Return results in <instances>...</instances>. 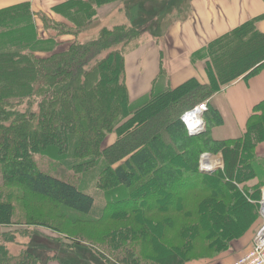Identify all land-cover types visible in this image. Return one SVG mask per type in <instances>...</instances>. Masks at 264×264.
I'll return each instance as SVG.
<instances>
[{
    "label": "trees",
    "instance_id": "1",
    "mask_svg": "<svg viewBox=\"0 0 264 264\" xmlns=\"http://www.w3.org/2000/svg\"><path fill=\"white\" fill-rule=\"evenodd\" d=\"M115 1L54 6L65 23L42 15L44 31H55L46 38L28 3L0 9V228L72 232L82 247L90 228L105 231L112 220L108 242L96 234L90 240L107 254L105 264H186L226 254L262 222L264 156L256 151L264 143V99L242 136L222 141L211 136L222 118L209 99L264 69V35L257 20L241 25L207 46V83L171 88L160 69L149 94L131 102L125 57L143 35H155V22L143 25L146 12L135 9L129 23L55 51L56 37L78 34ZM22 103L25 109L15 108ZM202 103L205 130L191 136L182 116ZM205 153L221 155L223 168L201 173ZM36 155L54 165L43 169ZM7 240L0 235V264H44L29 249L11 255Z\"/></svg>",
    "mask_w": 264,
    "mask_h": 264
},
{
    "label": "crops",
    "instance_id": "2",
    "mask_svg": "<svg viewBox=\"0 0 264 264\" xmlns=\"http://www.w3.org/2000/svg\"><path fill=\"white\" fill-rule=\"evenodd\" d=\"M66 0H0V9L28 3L35 16L36 29L41 35L43 23L38 15L65 23L52 12V8ZM137 6L139 0H129ZM150 12L144 22L157 25L155 35L145 34L139 47L125 57L126 86L132 97L149 93L152 82L165 73L164 83L175 88L189 79L208 82L205 71L208 60L207 46L251 21L257 33L264 35V0H148ZM148 7V6H147ZM138 9V13L147 12ZM125 22V21H124ZM128 23V22H125ZM124 24V23H123ZM161 29V31H159ZM45 33V31H44ZM47 36V34H46ZM57 50H67L76 41L72 34L55 38ZM264 65V60L262 61ZM134 99V100H136ZM264 99V69L249 79L240 78L223 87L210 99L222 125L211 131L214 140H231L242 136L247 118L253 108ZM253 235L241 242L240 248L210 260L192 261L186 264H233L251 248Z\"/></svg>",
    "mask_w": 264,
    "mask_h": 264
},
{
    "label": "rangeland",
    "instance_id": "3",
    "mask_svg": "<svg viewBox=\"0 0 264 264\" xmlns=\"http://www.w3.org/2000/svg\"><path fill=\"white\" fill-rule=\"evenodd\" d=\"M130 2L129 0H116L112 4L105 5L96 11V16L93 23H90L88 27H85L84 29L77 32L78 34H75L76 41L83 42L84 40H88L92 38V36H95L94 34L96 31L100 30L102 27L109 28L116 24H123L125 22H128L127 18H130L131 15L135 14L134 12L136 8H140L142 6H148L147 12L143 15L144 18H148L149 12H150V3L148 0H139L137 6L128 5L127 3ZM133 6V7H132ZM43 16H46L45 14H42ZM42 15H38V17L41 19ZM35 19V18H34ZM67 21V19H66ZM125 21V22H124ZM131 21V19H130ZM69 23V21H67ZM43 23V22H42ZM72 24V23H71ZM127 24V23H126ZM133 24V23H132ZM134 25V24H133ZM140 25V24H139ZM143 25L149 26V22H145ZM144 28L143 26H140ZM157 27L156 24H153L151 29L155 30ZM44 30V29H43ZM149 31V27L147 28L146 32ZM161 31V29H159ZM55 31L49 29L47 32L44 33L41 32V38H46V34L53 35ZM47 34V35H48ZM68 35V34H65ZM140 44V43H139ZM59 51H65V50H59ZM134 50L130 51L129 54L133 53ZM128 54V55H129ZM126 55V56H128ZM47 56V55H46ZM125 82H126V70H125ZM164 83V81H161ZM154 82H152L153 85ZM151 85V89H152ZM150 89V91H151ZM149 91V92H150ZM129 93V92H128ZM149 94V93H148ZM148 94L144 96H138L137 99L135 97H132L129 100L131 102H136L140 99H143ZM136 99V100H134ZM18 110H23L26 108L25 103H22L18 106H15ZM34 110H36L35 107H33ZM194 110V109H193ZM191 110V111H193ZM189 111V112H191ZM200 119L203 122V128L205 130V123H204V113L201 115ZM204 132V131H203ZM116 138L115 134H111L108 139L105 142V145L108 146L109 144L113 143ZM258 155L264 156V143L260 144L257 147ZM207 154V153H205ZM203 154V155H205ZM209 155V158L214 160L215 162H219L220 169L223 168V160L221 155ZM35 158H38V161L41 162L40 166L43 169H50L54 164L46 160V162L51 163L52 166L49 167L48 163L45 162L44 159H39V156L36 155ZM221 159V160H220ZM201 160V158H200ZM218 164H215L212 166V168H217L216 166ZM201 165V163H200ZM56 167V166H55ZM218 170V169H217ZM216 171V170H215ZM73 173H67L68 176L72 175ZM79 175L75 176L77 178ZM264 189V186L261 188L260 192ZM91 193H93V190H90ZM98 193L99 191L96 190ZM103 192L104 191H100ZM44 211H51L47 205L43 206ZM53 212V211H52ZM21 219V215L18 216ZM132 220V219H130ZM130 225L131 222L129 221ZM116 224L114 221L109 220L103 222V229L105 231H102V228L98 229V231L94 228L89 229L90 236L86 240V244L84 246H75L73 239L76 240L75 242H79V239L71 232L69 233V238H65V234H59L56 231H53L49 228H39L37 225H32V227H22V226H11L8 228H0V235L4 234L6 235L7 245L6 248L8 252L11 255H18L20 254L24 249L32 251L36 256L39 257L40 261L44 264H105V259L102 258V256H106L107 254L104 252H100L99 249L97 250V244L90 243V240L92 239V235L96 234V236L103 238V240H107V242L111 239L110 231L112 230L111 227L108 225ZM128 225V223L123 222V226ZM100 232L99 234H97ZM64 233V232H62ZM256 233V232H255ZM255 234L253 235L252 242L254 240ZM82 240V238H80ZM243 243V242H242ZM241 242L235 243L234 246L232 245V249H238L242 245H240ZM96 245V246H95ZM231 249V250H232ZM220 256V255H219ZM218 257V256H217ZM109 258V257H108ZM110 261L112 258H109ZM214 259V258H213ZM208 260V259H203Z\"/></svg>",
    "mask_w": 264,
    "mask_h": 264
},
{
    "label": "built area",
    "instance_id": "4",
    "mask_svg": "<svg viewBox=\"0 0 264 264\" xmlns=\"http://www.w3.org/2000/svg\"><path fill=\"white\" fill-rule=\"evenodd\" d=\"M206 111L207 107L205 103H202L196 106L193 111L186 112L182 116V121L189 133L192 130H199L203 127V122L200 117ZM196 112L198 113L199 123L194 127L190 124V115ZM259 214L262 222L255 234L250 250L245 255L237 259L233 264H264V189L261 192V199L259 201Z\"/></svg>",
    "mask_w": 264,
    "mask_h": 264
},
{
    "label": "water",
    "instance_id": "5",
    "mask_svg": "<svg viewBox=\"0 0 264 264\" xmlns=\"http://www.w3.org/2000/svg\"><path fill=\"white\" fill-rule=\"evenodd\" d=\"M204 131V128L202 127V128H200L199 130H192V131H190V135L191 136H195V135H198V134H200V133H202ZM205 157H209V155L208 154H205V155H202L201 156V160H200V163H201V165H200V172L201 173H203V174H209V173H212V172H214L215 170H217V169H220L221 167H220V164H218L216 167L217 168H212V167H205V166H203V161H204V158ZM221 160V159H220Z\"/></svg>",
    "mask_w": 264,
    "mask_h": 264
},
{
    "label": "bare ground",
    "instance_id": "6",
    "mask_svg": "<svg viewBox=\"0 0 264 264\" xmlns=\"http://www.w3.org/2000/svg\"><path fill=\"white\" fill-rule=\"evenodd\" d=\"M190 119H191L190 124L195 127L196 124L199 123V121H198V113L196 112V113L190 115ZM218 163H219L218 161L215 162L214 160L210 159L209 157H205L204 161H203V166L208 168V167H212V166H214L215 164H218Z\"/></svg>",
    "mask_w": 264,
    "mask_h": 264
}]
</instances>
